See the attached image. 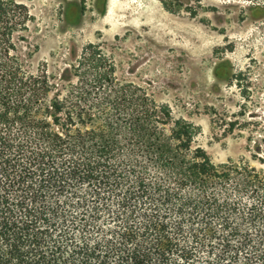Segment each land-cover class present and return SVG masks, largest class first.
Returning <instances> with one entry per match:
<instances>
[{
    "label": "trees",
    "instance_id": "16d2710c",
    "mask_svg": "<svg viewBox=\"0 0 264 264\" xmlns=\"http://www.w3.org/2000/svg\"><path fill=\"white\" fill-rule=\"evenodd\" d=\"M28 18L0 0V264H264V169L193 149L196 127L102 53L65 85L30 72L13 44Z\"/></svg>",
    "mask_w": 264,
    "mask_h": 264
},
{
    "label": "rangeland",
    "instance_id": "374dc122",
    "mask_svg": "<svg viewBox=\"0 0 264 264\" xmlns=\"http://www.w3.org/2000/svg\"><path fill=\"white\" fill-rule=\"evenodd\" d=\"M14 1L29 13L13 36L27 70L65 85L84 52L102 53L116 78L147 89L174 119L196 127L193 149L214 164L264 169L250 155H263L255 145L264 149V44L250 1ZM239 72L249 79L246 96L234 85ZM232 121L240 128L224 132Z\"/></svg>",
    "mask_w": 264,
    "mask_h": 264
}]
</instances>
